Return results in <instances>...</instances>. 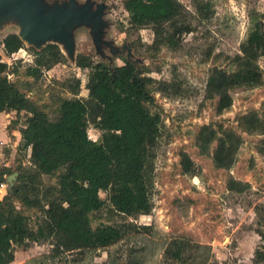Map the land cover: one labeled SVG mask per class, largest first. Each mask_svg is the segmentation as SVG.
<instances>
[{
	"label": "rangeland",
	"instance_id": "rangeland-1",
	"mask_svg": "<svg viewBox=\"0 0 264 264\" xmlns=\"http://www.w3.org/2000/svg\"><path fill=\"white\" fill-rule=\"evenodd\" d=\"M46 5L68 0H42ZM83 4L86 0H76ZM92 8L102 9V34L96 47L90 25L73 28L74 51L68 54L63 44L48 40L40 48L23 44L6 54L2 39L19 26L10 16L0 20V59L8 64L5 74L50 118L59 114L63 98L87 97L89 69L76 65L77 54H87L109 65L134 60L158 81L173 82L177 90L156 88L153 83L151 111L160 113L159 134L152 147L149 213L123 214L108 202L90 213L91 224H117L123 235L102 247L81 251H53V238L16 245L8 264H253L254 248L264 242L256 229L264 230L255 205L264 204V75L257 84L230 85L226 75L235 70L244 56L242 44L253 23L262 22L264 0H180L184 12L180 20L190 31L180 34L175 46L155 43L161 36L152 24L139 27L128 21L123 0H90ZM160 39V38H159ZM58 47L63 61L40 72L27 73L46 45ZM45 58H43L44 60ZM264 73V49L255 59ZM79 85L72 92L75 79ZM25 110L0 112V170L10 167L16 181L18 165L33 173L30 148L20 142L18 127ZM88 135L97 139L101 130L92 122ZM236 146L231 162L218 158L222 140ZM58 170L40 173L32 185L40 205L56 194ZM0 183L1 197L9 188L8 174ZM236 187V188H234ZM241 187L242 190H237ZM105 198L107 192L100 190ZM16 208L36 228L44 217L41 206H28L14 199ZM175 237H185L189 247L182 260L170 258L165 249Z\"/></svg>",
	"mask_w": 264,
	"mask_h": 264
},
{
	"label": "trees",
	"instance_id": "trees-1",
	"mask_svg": "<svg viewBox=\"0 0 264 264\" xmlns=\"http://www.w3.org/2000/svg\"><path fill=\"white\" fill-rule=\"evenodd\" d=\"M132 26L152 24L156 34L161 36L165 25L171 30L157 36L155 43L163 42L175 46L180 34L190 31L189 25L180 20L184 5L180 0H123ZM160 38V39H159ZM3 48L10 54L23 47V41L16 32L7 33ZM243 57L239 66L226 75L230 85L257 84L263 80V71L256 63L257 56L264 49L262 22L253 23L242 44ZM38 54L34 65L27 73L36 76L40 65L50 67L63 61L64 53L48 44ZM43 58H45L43 60ZM76 65L89 69L86 80L87 97L63 98L59 114L50 118L18 86L8 80L5 71L8 64L0 59V111L15 110L17 116L25 110L24 123L18 127L20 142L30 148L33 173L18 165L16 181L1 197L0 189V264L14 259L16 245H29V241L53 238V251H81L83 248L104 247L119 239L123 229L117 224H91L90 213L108 202L113 210L123 214L149 213L150 170L152 147L156 143L161 121L158 111H151L149 103L153 98V83L156 88L177 90L173 82L158 81L137 62L125 59L123 63H109L94 60L91 56L77 54ZM79 85L75 79L72 92ZM92 122L101 130L100 137L88 135L87 124ZM236 146L222 140L218 158L231 162ZM58 170V185L52 187L56 194L40 205L33 177L53 174ZM10 167L0 170V183L4 174H10ZM236 188V187H234ZM100 190L106 191L105 198ZM237 190H242L237 187ZM28 206L40 205L44 217L36 228L29 226L26 216L16 208L14 199ZM256 214L264 222V204L255 205ZM264 225V223H263ZM261 237L264 230L256 229ZM189 247L185 237L173 238L165 249L168 257L182 260ZM253 264H264V242L256 246Z\"/></svg>",
	"mask_w": 264,
	"mask_h": 264
},
{
	"label": "water",
	"instance_id": "water-1",
	"mask_svg": "<svg viewBox=\"0 0 264 264\" xmlns=\"http://www.w3.org/2000/svg\"><path fill=\"white\" fill-rule=\"evenodd\" d=\"M102 3L92 8V2L86 0L78 4L76 0L46 5L42 0H0V20L4 16L13 17L19 29L16 32L27 46L40 48L48 40L63 44L68 54L74 51L73 28L79 25H90L95 37L96 47L102 34ZM14 173L8 175L10 185Z\"/></svg>",
	"mask_w": 264,
	"mask_h": 264
},
{
	"label": "built area",
	"instance_id": "built-area-1",
	"mask_svg": "<svg viewBox=\"0 0 264 264\" xmlns=\"http://www.w3.org/2000/svg\"><path fill=\"white\" fill-rule=\"evenodd\" d=\"M19 49H22V48H19Z\"/></svg>",
	"mask_w": 264,
	"mask_h": 264
},
{
	"label": "crops",
	"instance_id": "crops-1",
	"mask_svg": "<svg viewBox=\"0 0 264 264\" xmlns=\"http://www.w3.org/2000/svg\"><path fill=\"white\" fill-rule=\"evenodd\" d=\"M1 112V111H0Z\"/></svg>",
	"mask_w": 264,
	"mask_h": 264
}]
</instances>
